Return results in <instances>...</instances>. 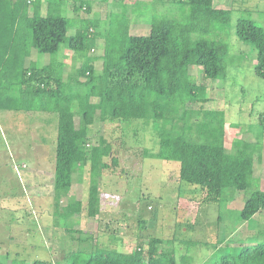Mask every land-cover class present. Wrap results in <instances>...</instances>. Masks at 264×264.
<instances>
[{
	"label": "trees",
	"instance_id": "16d2710c",
	"mask_svg": "<svg viewBox=\"0 0 264 264\" xmlns=\"http://www.w3.org/2000/svg\"><path fill=\"white\" fill-rule=\"evenodd\" d=\"M179 2L189 7V15L183 19L154 16L149 21L147 35L133 33L127 6L123 4L122 13L110 15L104 32L103 54L98 58L91 55L96 51L93 39H98V18L87 20L88 25L69 38L70 21L61 15L64 0H47L45 16L41 13L42 0H0L3 65L0 79L7 80L8 86H19L20 91L16 98L6 96L5 100L12 105L17 104L13 101L18 96L24 103L40 100L44 112L58 117L54 199L58 217L65 221L74 220L76 224L84 218L91 222L101 218L102 194H115L105 186L103 189L98 179H103V170L109 167L107 160L111 158L115 164L118 159L112 155V145L104 137L93 139L92 128L97 118L103 123L115 120L119 124L153 126L159 148L156 152L146 150L145 155L179 163L176 171L181 192L193 190L192 198L201 196V207L231 202L235 193L253 188L241 209L227 214L241 223L252 221L264 211V191L259 179L254 177L255 158L262 160L264 143L258 139L256 142L235 139L228 149L225 113L206 109L212 102L207 97V88L197 84L190 74V67L194 66L200 67L208 80L226 78L228 46L216 39L215 33L213 37L211 34L219 25L230 22L231 12L216 8L214 0ZM82 7L81 2L74 7L75 12ZM236 36L255 47V74L264 78V28L241 19L236 25ZM64 43L71 51L86 52L80 66H73L67 77L64 63L56 59L49 63ZM32 50L47 56L49 60L44 67H39L37 62L24 67V59ZM96 59L103 61L100 73L96 70ZM16 63L19 65L14 66ZM83 77L85 81L81 80ZM3 87L0 84V92ZM94 98L98 101L93 102ZM194 103L199 107L189 108ZM10 108L0 106V110ZM88 165L91 178L86 202L70 200L61 206V201L70 194L78 167ZM219 212L216 228L222 223ZM70 231L78 236L70 239L75 251L64 257L65 263L35 261L33 264H191L188 256L178 260L174 250L162 246L160 238L140 239L135 248L128 245L125 251L123 240L115 241L114 233L111 242L117 247L111 249L110 244L97 236L74 228ZM83 233L86 238L79 236ZM222 243L218 241L216 246ZM204 264H264V229L235 254L218 258L215 253Z\"/></svg>",
	"mask_w": 264,
	"mask_h": 264
},
{
	"label": "rangeland",
	"instance_id": "374dc122",
	"mask_svg": "<svg viewBox=\"0 0 264 264\" xmlns=\"http://www.w3.org/2000/svg\"><path fill=\"white\" fill-rule=\"evenodd\" d=\"M141 2L147 5H128L126 8L134 34H149V21L154 16L183 19L190 13L189 7L179 0ZM80 5L81 1L77 2V6ZM214 6L231 12L230 22L219 25L211 34L213 37L215 33L216 39L228 46L227 76L216 82L208 80L202 69L194 66L190 67V74L197 84L207 88V97L212 102L206 109L225 113L228 149L232 148L235 139L248 142L258 139L264 143V78L255 74V47L236 36V25L241 19L251 20L264 28V0H214ZM64 9L61 15L70 21L69 38L86 27L87 20L98 16L103 21L98 31L101 35L98 34L96 41L93 39L95 43L90 42L96 48L91 55L99 58L103 54L104 32L110 15L122 13L124 6L117 0L114 5L95 4L90 12L84 9L73 13L71 8ZM85 54L71 51L64 43L49 63L55 59L66 61L67 77L73 66H80ZM75 56H78V61H75ZM44 65L43 62L38 64L39 67ZM95 66L98 73L102 72L103 61L96 59ZM2 78L0 84L5 87L0 92V101L4 102H0V106L12 107L8 109L12 112H0V264L65 263L64 257L75 251L70 239L78 236L72 235L71 228L101 238L110 244L111 249L117 247L111 242L114 233L115 241L123 240L121 244L125 251L128 245L135 248L140 239L160 238L162 246L174 250L178 260L188 256L191 264H204L215 253L218 258L228 253L235 254L242 245L254 240L260 229H264V211L252 221L241 223L233 221L227 214L228 211L235 214V210L241 209L253 188L245 193H235L234 200L229 199L231 202L201 207V196L192 198L193 190L181 192L176 171L179 163L145 155L146 150L156 152L159 148L153 126L119 124L115 120L103 123L98 118L92 128L93 139L104 137L112 145V155L118 159L114 164L109 158L103 179H98L103 189L105 186L115 194H102L103 216L92 222L84 218L75 224L74 220L65 221L58 217L53 192L58 117L55 113L44 112L41 108L43 101L40 100L24 103L18 100V96L13 101L15 104L16 100V105L6 102V96L16 98L20 91L19 86H8V81ZM81 80L86 79L83 77ZM92 101L97 102L98 99ZM198 107L197 103L189 105L192 109ZM254 177L259 179L264 191V153L261 161L255 158ZM90 178L89 165L78 167L71 191L73 198L86 202ZM219 211L222 223L216 228L215 219L217 221ZM50 226L56 229L49 231ZM79 236L86 238V234ZM218 241L223 243L216 246Z\"/></svg>",
	"mask_w": 264,
	"mask_h": 264
},
{
	"label": "crops",
	"instance_id": "0c3cea01",
	"mask_svg": "<svg viewBox=\"0 0 264 264\" xmlns=\"http://www.w3.org/2000/svg\"><path fill=\"white\" fill-rule=\"evenodd\" d=\"M79 1H81L84 4V7H82V9L80 11L82 12L84 9H87L90 12V9L92 10V8L94 7L95 4H98L99 3V4H105V5H107L108 3L109 4H112L113 3V5H114L115 4V1H117V0H64V4H63L64 6H63V8H65L67 10H69L71 8V9H73L72 12L75 13V10H74L75 8L74 7L77 6V2H79ZM119 1L121 2L122 5L125 4L126 6L131 5V6H138V7H141L142 6V7H145V4H146L144 2H141L142 0H119ZM126 1H131V2H126ZM46 9H47V0H42L41 13H42L43 16L46 15V12H47ZM32 14H33V11H32V9H30L29 10V15L32 16ZM97 18L100 20V24H102L101 22H103V21H101L100 17L97 16L96 19ZM98 31H100V30H98ZM2 50H5V49H2ZM6 50L8 51V49H6ZM74 58H75V61H78V59H76V58H78V56H75ZM48 60H49L48 58H45L44 56H40L34 50H32L30 52V55L27 56L24 59V67L26 68V67L30 66L32 63H35V62H37V65L39 63H41V62H43V63L46 64ZM58 62L64 63L65 66L67 65V62L66 61H58ZM16 65H19V63H16L14 66H16ZM2 66L3 65H1V62H0V70H1ZM17 68H18V66H17ZM6 78H8V76ZM0 112H6V113H8V112H12V111L2 110L1 109ZM72 186H74V184ZM71 191H72V189H71ZM71 191H70V194L68 195V197L64 198L61 201V206H66L70 200H82L80 198L79 199L73 198V196L71 195ZM53 192H54V183H53ZM65 200H67V201H66V204L64 205L63 202ZM50 228H49V231H51L52 228L53 229H56V227H51V226H50ZM51 238H52V236H51ZM51 238H50V240H51Z\"/></svg>",
	"mask_w": 264,
	"mask_h": 264
}]
</instances>
